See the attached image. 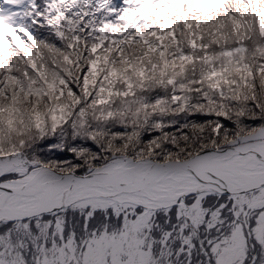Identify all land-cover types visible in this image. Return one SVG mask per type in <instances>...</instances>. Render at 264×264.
<instances>
[{
	"label": "snow or ice",
	"instance_id": "6c2138e0",
	"mask_svg": "<svg viewBox=\"0 0 264 264\" xmlns=\"http://www.w3.org/2000/svg\"><path fill=\"white\" fill-rule=\"evenodd\" d=\"M0 264H264V0H0Z\"/></svg>",
	"mask_w": 264,
	"mask_h": 264
}]
</instances>
